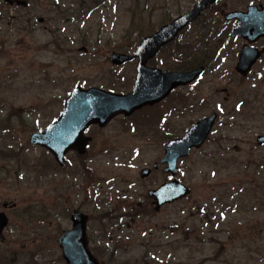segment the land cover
Wrapping results in <instances>:
<instances>
[{
  "label": "rangeland",
  "instance_id": "1",
  "mask_svg": "<svg viewBox=\"0 0 264 264\" xmlns=\"http://www.w3.org/2000/svg\"><path fill=\"white\" fill-rule=\"evenodd\" d=\"M196 1L0 0V153L17 154L0 158V211L8 219L0 264H67L58 237L74 211L85 215L99 264H264V145L255 141L264 134V58L240 77L233 65L243 42L221 34L229 31L221 12L257 0H218L205 10L155 58L170 64L179 49L208 43L198 81L128 119L90 127L87 151L69 153L65 168L28 143L75 86L128 91L134 68L114 66L110 54L131 53ZM211 112L217 118L206 141L178 161L188 195L155 212L147 191L171 177L162 165L147 178L140 170Z\"/></svg>",
  "mask_w": 264,
  "mask_h": 264
},
{
  "label": "water",
  "instance_id": "2",
  "mask_svg": "<svg viewBox=\"0 0 264 264\" xmlns=\"http://www.w3.org/2000/svg\"><path fill=\"white\" fill-rule=\"evenodd\" d=\"M215 1L199 0L188 12L161 26L151 36L143 38L133 54H112L110 60L113 64L138 59L131 92L119 94L95 87H75L65 100L64 109L57 120L43 132L33 133L30 143L45 147L58 164L64 166L67 151L75 150L80 154L85 152L90 138L84 136L83 132L90 125L105 126L116 115L129 116L143 106L162 100L174 87L192 81L201 72V68L183 73L168 72L147 68L145 62L161 46L171 41L186 24L194 20L208 4ZM225 18H235L238 21L231 30V36H242L248 42H253L264 35V8L257 10L255 6H249L247 12L229 13ZM259 55L260 52L255 48L243 46L236 66L237 71L245 75ZM214 120L215 114L203 118L189 127L182 137L165 144L164 157L160 163L166 164V172L172 175L178 172V159L187 156L192 147L199 148L203 144ZM256 142L263 145L264 135L258 136ZM154 167H157V164ZM149 172L150 170L145 168L141 171V176H147ZM188 193L189 190L176 179L161 185L157 190L149 191V195L154 199L155 210L163 204L185 197ZM71 220L73 228L61 233L58 239L63 259L67 264H98L86 247L85 217L75 212L71 215ZM6 224L5 215L0 213V232Z\"/></svg>",
  "mask_w": 264,
  "mask_h": 264
},
{
  "label": "flooded vegetation",
  "instance_id": "3",
  "mask_svg": "<svg viewBox=\"0 0 264 264\" xmlns=\"http://www.w3.org/2000/svg\"><path fill=\"white\" fill-rule=\"evenodd\" d=\"M11 1V0H10ZM218 2V1H217ZM249 5H255V6H257V8H258V10H262L263 8H264V0H257V2L256 3H248L245 7H244V9H232V10H229V11H244L245 9H246V7H248ZM1 13V12H0ZM222 13V18H223V15L225 14V12H221ZM196 21V20H195ZM224 22L225 23H228L229 24V31L227 32V33H225V32H221V34H223V35H227V37L229 38V39H235V40H237V39H239V40H241L242 42H243V44H242V46L240 47V49L245 45V41H244V39L242 38V37H234V38H231L229 35V33H230V30H231V28L236 24V20H232V21H225L224 20ZM194 23V22H193ZM193 23H191V24H189L188 26H190V25H192ZM187 26V27H188ZM187 27L185 28V29H187ZM211 26H207L205 29H203V30H206V29H208V28H210ZM184 29V30H185ZM184 30H183V32H184ZM209 30H207L205 33H207ZM183 32H181V34L177 37V38H180V36L183 34ZM200 32H204V31H200ZM176 38V39H177ZM202 40H204L202 37H199L198 38V40H197V43L198 44H200L201 42H202ZM3 42L1 41V44H2ZM172 43V42H171ZM171 43H168L167 45H165V46H163V47H161L152 57H150V58H148L147 60H146V62H145V66L147 67V68H150V69H157V70H160V71H170V72H188V71H191V70H194V69H196V68H198V67H203V70H202V72L195 78V80H193L192 82H190V83H188L187 85H180V86H176L175 88H173L170 92H169V94H168V96L171 94V93H173L174 91H180V90H182V89H184V88H187L188 86L190 87L191 85H193L194 83H196V81H198V79L202 76V74H203V72L205 71V69H206V63H204V60H205V54L208 52V51H210L211 50V46H209V44L208 43H205V48H203V49H199V48H197L196 50H194V49H192V47L191 46H189V45H187V46H185V47H183V48H181V49H179L176 53H175V56H174V58L172 59L174 62H172V63H168L167 62V64L166 65H160L161 64V62L163 61L164 62V59H161V61H160V64H157V62H155L156 61V57H157V55L159 54V53H162L164 50H165V47L166 46H168L169 44H171ZM251 46H253V47H255V48H257V49H262L263 47H264V35L263 36H261V37H259V38H257V40L255 41V42H253V43H251L250 44ZM137 46V45H136ZM135 46V47H136ZM135 49V48H134ZM210 49V50H209ZM240 49L238 50V54H237V61H238V55H239V52H240ZM202 51V52H201ZM203 53V56H202V60H200L199 58H198V56L197 55H199V54H202ZM166 59H167V57H165ZM264 58V54H262L260 57H259V59L255 62V64H254V66L255 65H257L262 59ZM237 61L235 62V64L233 65V70L235 71V65H236V63H237ZM129 63H131L132 64V68H134L133 69V79H132V86L130 87V89L128 90V91H126V92H129L131 89H132V87H133V84H134V81H135V78H136V68H137V65H138V59H134V60H132L131 62H129ZM127 64V63H126ZM123 65H125V64H123ZM123 65H120V66H123ZM120 66H116V67H120ZM253 66V67H254ZM252 67V68H253ZM235 73H237L236 71H235ZM238 74V73H237ZM239 75V74H238ZM240 76V75H239ZM240 77H242V76H240ZM242 78H244V77H242ZM159 103V102H158ZM158 103H156V104H153V105H151V106H145V108H152V107H154V106H156V105H158ZM144 109V108H143ZM211 113H213V112H211ZM210 113V114H211ZM209 114V115H210ZM118 117H121V118H123L122 116H118ZM117 118V117H116ZM204 118V117H203ZM115 119V118H114ZM125 119H128V118H125ZM92 127V126H91ZM157 170V169H156ZM156 170H154V171H156ZM163 170V169H162Z\"/></svg>",
  "mask_w": 264,
  "mask_h": 264
},
{
  "label": "trees",
  "instance_id": "4",
  "mask_svg": "<svg viewBox=\"0 0 264 264\" xmlns=\"http://www.w3.org/2000/svg\"><path fill=\"white\" fill-rule=\"evenodd\" d=\"M133 14H134V12H132V15H133ZM168 18H169V17H168ZM165 22H166V21H163V23H165ZM161 24H162V23H161ZM4 156H6L5 153L1 152V153H0V158H1V157L4 158ZM252 183H253V182L251 181L250 184H252ZM247 190H248V192H250L252 189H247ZM256 190H257V189H254V191H256ZM263 201H264V199L260 200V203H259L261 206L263 205L262 208H264V202H263ZM236 203L238 204V200L235 201L233 204L236 205ZM219 205H222V204H219ZM219 205H217V208H219ZM242 205L245 206L244 201H243ZM226 206H227V205H226ZM142 262H143V263H144V262L146 263L147 261H145V259L142 258ZM135 264H142V263H140V261H137Z\"/></svg>",
  "mask_w": 264,
  "mask_h": 264
}]
</instances>
